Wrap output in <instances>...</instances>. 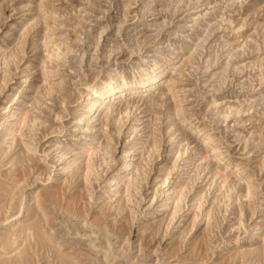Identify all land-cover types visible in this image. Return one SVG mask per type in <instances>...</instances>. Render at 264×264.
Wrapping results in <instances>:
<instances>
[{
	"label": "rangeland",
	"instance_id": "rangeland-1",
	"mask_svg": "<svg viewBox=\"0 0 264 264\" xmlns=\"http://www.w3.org/2000/svg\"><path fill=\"white\" fill-rule=\"evenodd\" d=\"M0 264H264V0H0Z\"/></svg>",
	"mask_w": 264,
	"mask_h": 264
},
{
	"label": "bare ground",
	"instance_id": "bare-ground-1",
	"mask_svg": "<svg viewBox=\"0 0 264 264\" xmlns=\"http://www.w3.org/2000/svg\"><path fill=\"white\" fill-rule=\"evenodd\" d=\"M60 51V50H59ZM52 54H49L48 57H50ZM162 66L158 67L157 69L155 68L154 70H152L150 73H146V75L144 76V78H141L139 80V83L135 86L132 87H124V88H120V89H115V78L114 79H110L108 81L105 82L104 85H91L89 88H87V91L85 93V98H86V103L89 106L88 112L84 115L83 118H80L78 120V125H89V124H93L95 122L96 117H98V113L100 111L101 106H105L106 107V115L109 114L110 110L109 107L113 106L115 103V100H118L119 97L124 96V99L122 100H126V99H130L132 98L133 101L135 99H138L139 101L143 99V97L149 92V91H156V89H158L161 85V78H162V74L163 72H161ZM45 70V69H44ZM45 72V71H44ZM49 72V71H48ZM47 73V72H46ZM165 81V80H164ZM170 83L172 84V79L169 80ZM163 82V81H162ZM166 82V81H165ZM169 86V85H167ZM122 87V86H121ZM171 89V88H170ZM171 91V90H170ZM49 93V92H48ZM47 93V94H48ZM51 93V92H50ZM122 93V94H119ZM166 93V92H165ZM172 93V91H171ZM164 94V93H163ZM101 95H104V97L101 98ZM107 95H109V99L113 98V100H110L108 103L105 102L104 100L107 98ZM121 99V98H120ZM108 101V100H107ZM11 109V108H10ZM86 112V111H84ZM121 113V112H120ZM83 114V113H82ZM26 119V118H24ZM108 119V118H107ZM26 122V121H25ZM23 121V123H25ZM19 125V124H18ZM76 126V125H75ZM22 127V126H21ZM89 127V126H88ZM92 127V126H91ZM20 129V128H19ZM24 130V129H23ZM22 130V131H23ZM21 132V130H20ZM87 133V132H86ZM14 136V135H13ZM99 145V144H98ZM90 148V147H89ZM88 149V148H87ZM136 150V149H135ZM98 152V151H95ZM130 158H134L136 155V151H132L130 152ZM138 154V153H137ZM88 159L84 164L85 167V180L88 179V176H90V172H91V158L93 156L92 151H88ZM95 155V154H94ZM128 156V154H127ZM86 157V155H85ZM84 157V158H85ZM208 157V156H207ZM134 161V159L132 161H130V163H126L124 166V170L123 172L118 173L117 175V179L119 181H116V183H111L110 187H116L114 192H116L114 194V196H117V191H119V184H121L123 182L124 186L126 187V192L128 193L130 190V176L132 174H130V171H132L134 169V166L131 165V163ZM93 162V161H92ZM128 162V161H127ZM64 169V167H62ZM61 169V168H60ZM238 170V169H237ZM218 172V171H217ZM83 173V172H82ZM138 173V172H137ZM223 173V172H222ZM218 176L221 174V172L217 173ZM140 176V174H138ZM134 176V175H133ZM239 175L236 176V178ZM220 177V176H219ZM222 179V185L224 184L225 186V182L227 181V176L225 177V175H221ZM89 183V182H88ZM132 185V184H131ZM233 187V186H231ZM112 189V188H111ZM131 192V191H130ZM247 192V191H246ZM249 190H248V194H249ZM247 194V195H248ZM251 194V193H250ZM130 196V195H129ZM249 197V196H248ZM129 199V198H128ZM178 203V202H177ZM176 207V206H175ZM177 209V208H176ZM263 214V213H262ZM196 219V218H195ZM260 218H258V223H260L261 221L259 220ZM256 250L251 251L252 254H256L255 253ZM260 252V251H258ZM248 255V254H247ZM250 257V256H248ZM261 258V257H260Z\"/></svg>",
	"mask_w": 264,
	"mask_h": 264
}]
</instances>
